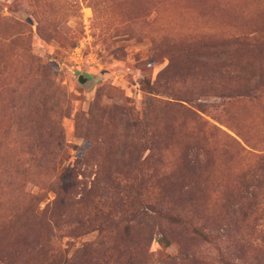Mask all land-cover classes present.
Masks as SVG:
<instances>
[{"label":"rangeland","instance_id":"374dc122","mask_svg":"<svg viewBox=\"0 0 264 264\" xmlns=\"http://www.w3.org/2000/svg\"><path fill=\"white\" fill-rule=\"evenodd\" d=\"M66 262L264 264V0H0V264Z\"/></svg>","mask_w":264,"mask_h":264},{"label":"trees","instance_id":"16d2710c","mask_svg":"<svg viewBox=\"0 0 264 264\" xmlns=\"http://www.w3.org/2000/svg\"><path fill=\"white\" fill-rule=\"evenodd\" d=\"M52 189H54V193L56 194V199H55V201L50 205V208H51V207H52V208H55V206H58V205H60V204H61V206H62V204L64 203L63 197L61 196V195H62V189L60 188V190H59V189L55 188L54 185L52 186ZM31 213H32V215L38 217V215H39V209H38V207L33 208L32 211H31ZM42 213H43V212H42ZM42 213H41V214H42ZM41 214H40V215H41ZM42 216H44V214H43ZM170 219H171V221H173V222H177V219H175V218H170ZM164 243L167 244V245L170 244V243L168 242V240H164ZM65 264H68V262H66Z\"/></svg>","mask_w":264,"mask_h":264},{"label":"water","instance_id":"95a60500","mask_svg":"<svg viewBox=\"0 0 264 264\" xmlns=\"http://www.w3.org/2000/svg\"><path fill=\"white\" fill-rule=\"evenodd\" d=\"M86 81H87V79L84 78V76H80L79 82H80L81 84L85 83Z\"/></svg>","mask_w":264,"mask_h":264}]
</instances>
